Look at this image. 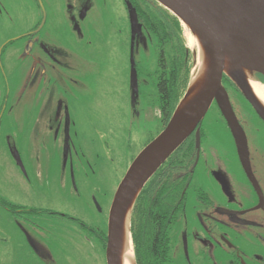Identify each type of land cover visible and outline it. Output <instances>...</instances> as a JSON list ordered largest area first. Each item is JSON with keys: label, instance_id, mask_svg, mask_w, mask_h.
I'll return each mask as SVG.
<instances>
[{"label": "flooded vegetation", "instance_id": "flooded-vegetation-1", "mask_svg": "<svg viewBox=\"0 0 264 264\" xmlns=\"http://www.w3.org/2000/svg\"><path fill=\"white\" fill-rule=\"evenodd\" d=\"M168 12L153 0H0L1 88L10 96L12 78L32 90V102L23 104L17 117L21 147H11L22 179V203L0 198V207L25 234L24 242L15 258L18 261L19 254L18 263H12L8 255L3 264H61L54 229L62 227L57 222L67 224L64 236L88 243L95 259L107 264L115 195L110 197L108 190L88 204L87 159L77 142L78 133H73L74 114L81 113L91 78L116 77L114 67L120 60L125 65L122 86L130 90L123 102L131 103L132 119L147 118L148 98L159 109L158 134L165 130L178 95L185 90V68L194 66L185 28ZM151 13L160 21L168 19L163 24L166 35L155 24L153 30L147 27ZM106 50L109 61L99 55ZM151 57L157 62L154 68L147 67ZM26 72L28 77L19 80ZM256 80L264 83L261 77ZM223 85L247 136L249 162L243 163L231 129L214 102L209 112H215L229 151L213 145L204 120L199 127L200 146L194 133L151 178L132 214L137 221L142 211L147 225V230L136 233V248L132 237L137 264H264V173L258 166L264 164L260 137L262 133L264 139V121L227 78ZM246 120L258 122L252 137ZM153 139L144 142L141 150ZM256 139L261 140L256 144ZM54 193L73 209L57 211L41 205L40 197ZM88 212L100 220L93 227L85 222Z\"/></svg>", "mask_w": 264, "mask_h": 264}, {"label": "water", "instance_id": "water-1", "mask_svg": "<svg viewBox=\"0 0 264 264\" xmlns=\"http://www.w3.org/2000/svg\"><path fill=\"white\" fill-rule=\"evenodd\" d=\"M172 13L197 40V49L186 92L165 130L134 160L119 185L110 210L107 264H124L132 249L135 204L151 178L194 134L200 146V125L216 102L236 141L243 161L249 162L247 136L232 109L223 85L227 78L251 102L264 121V105L251 83L264 79V0H153Z\"/></svg>", "mask_w": 264, "mask_h": 264}, {"label": "rangeland", "instance_id": "rangeland-1", "mask_svg": "<svg viewBox=\"0 0 264 264\" xmlns=\"http://www.w3.org/2000/svg\"><path fill=\"white\" fill-rule=\"evenodd\" d=\"M185 36L190 49L195 51L194 45L191 46L190 44L193 37L186 28ZM109 39L113 38L109 37ZM7 55L8 52L5 56L7 57ZM99 55L102 56L101 58L104 61H109L107 50L104 54L99 53ZM117 62L120 64L118 63L114 67V70L118 72L115 74L116 77L110 75V78L100 79L101 81L91 78L89 88L85 89L86 93L90 89V93L82 96L85 102L82 104L81 113L74 114L77 126L73 129V133H78L77 142L82 146L87 159L88 176L86 184L90 189L86 193L88 204L94 198L100 199L103 192L108 190L110 197L114 196L131 165L132 159L142 151L143 143L147 141L148 144L159 135L160 127L157 124L159 109L148 98L147 118L132 119L131 109L133 107L131 103L129 105L128 102H123V97L128 95V92L130 94V90H127L128 87L126 89L124 84L122 86V79L120 78L123 74L121 72L124 64L120 60ZM147 62L148 68H154L157 63L153 57L149 58ZM28 75L29 73L26 72L23 78L19 80H23ZM10 79L12 86L10 96L4 93V89L0 85V118L2 117L0 122V198L5 199L10 204L18 205L22 203L19 191L22 179L15 164V159L11 154V147L14 150L21 147L17 140V117L20 116L19 110L23 107V104L32 102V90H26L25 83L17 84V81ZM91 92L97 94L92 95ZM7 97L10 98L9 101H5ZM8 102L9 104H7ZM214 113L212 110L205 119L209 140L224 153H228L229 146L226 144L225 132L219 127V124L215 123H218V121ZM246 121L250 124L249 133L252 137L253 132L258 127V122ZM260 137L263 141H261V152H264L262 133ZM261 139H256V144ZM258 166L263 168L262 173H264V164ZM39 202L41 205H45V208L50 205L51 208L57 211L73 209V205H66L59 198L58 193L51 194L48 197H40ZM86 214L87 216L84 219L87 225L93 227L100 222L96 216L89 214V212ZM55 225L62 227L61 231L56 227L54 229L58 233L56 242L59 247L56 251L61 254V258H59L61 264H101L99 258L95 259L91 245L88 243L83 244L73 237L70 239L68 236H64L65 231H63V228L67 226L66 223L62 222L60 224L57 222ZM24 235L16 227L13 217L0 207V264H3L5 257L8 255H10L12 263H18L19 254L18 261L15 258L17 253L20 252L21 244L24 242ZM92 245L94 246L95 243L92 242ZM29 264H36V262L33 261Z\"/></svg>", "mask_w": 264, "mask_h": 264}, {"label": "trees", "instance_id": "trees-1", "mask_svg": "<svg viewBox=\"0 0 264 264\" xmlns=\"http://www.w3.org/2000/svg\"><path fill=\"white\" fill-rule=\"evenodd\" d=\"M165 19H166V21L163 22V21H160L157 18H154L153 13H151V15L147 14V27H149V29L153 30V28H154L153 24L157 25L159 33L162 36H164V35L167 34V30H166V28H165V26L163 24L168 22V19L167 18H165ZM168 32H169V30H168ZM192 68H193V66H189V65L185 68L186 69L185 82H184V89L185 90H184L182 95H178L180 97L178 99L179 102H180L181 97L184 95V93L186 92V89L188 87V84H189V81H190V77H191ZM165 84L166 83L164 82L160 86L162 88V90H161L162 93H163V90L165 91V89H166ZM146 188H144V190L142 191V194L140 195L138 201L135 204L133 215L135 214V211H136L137 207H139L141 198H143V195L146 192V190H145ZM140 213L141 214H139L137 216V221H136V217L135 216H132V221H131V233H132V237H134L133 241L135 242V246H134L135 248H136V246H139L138 238H137L136 233H138V231L147 230V225L142 221L144 219L143 218V216H144L143 212L141 211Z\"/></svg>", "mask_w": 264, "mask_h": 264}, {"label": "bare ground", "instance_id": "bare-ground-1", "mask_svg": "<svg viewBox=\"0 0 264 264\" xmlns=\"http://www.w3.org/2000/svg\"><path fill=\"white\" fill-rule=\"evenodd\" d=\"M190 41H191V43H190L191 46L194 45L193 47L195 48V50L197 49V53H198V65L196 66V68H197V67H199L202 64V59H201L200 52H199L200 49L198 48L197 40L194 37L191 38ZM251 86H252L257 98L264 105V85L251 83ZM132 255H133L132 249L128 248L126 246V249H125V252H124V255H123L124 264H131Z\"/></svg>", "mask_w": 264, "mask_h": 264}]
</instances>
